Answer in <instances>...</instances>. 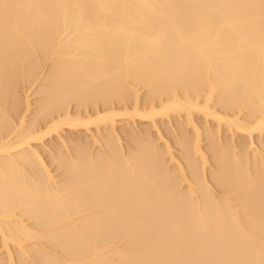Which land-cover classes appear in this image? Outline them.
Listing matches in <instances>:
<instances>
[{"label":"bare ground","instance_id":"6f19581e","mask_svg":"<svg viewBox=\"0 0 264 264\" xmlns=\"http://www.w3.org/2000/svg\"><path fill=\"white\" fill-rule=\"evenodd\" d=\"M0 264H264V0H0Z\"/></svg>","mask_w":264,"mask_h":264},{"label":"rangeland","instance_id":"374dc122","mask_svg":"<svg viewBox=\"0 0 264 264\" xmlns=\"http://www.w3.org/2000/svg\"><path fill=\"white\" fill-rule=\"evenodd\" d=\"M21 86L22 85H20L19 87H18V89H19V91H22V89H23V86H22V88H21ZM144 88H141L140 89V94L142 95L143 93H144ZM23 92V91H22ZM37 94H33V93H31L30 95H29V98L32 100L35 96H36ZM141 103H143L142 101L140 102V104ZM129 105V104H128ZM143 104H141V106H142ZM131 105H129V107H130ZM195 113V112H194ZM198 112H196L195 114H194V119L196 120V122L199 124V126H200V128H202L201 130H203V132H204V126L205 127H208V128H214V126H215V128L212 130V131H214V132H216L217 133V128H219V127H217L216 128V125H214V124H216L212 119H210V118H208V119H204L205 117H203L200 113L199 114H197ZM200 115V116H199ZM202 116V117H201ZM27 118L29 117V115H27L26 116ZM136 117V118H135ZM171 119H167V118H165L164 117V119H158V120H156V124H157V126H158V128H159V130H160V133H161V136H162V139L163 140H167V141H169L170 143H171V149H172V151H173V153H174V155L177 157V159H179L180 160V158L178 157L179 156V148H178V146L174 143V141H173V136H172V134H168L167 133V129L166 128H170V130H171V128H173L172 130H174V128H175V130H174V132H178V128H177V130H176V124H175V126H174V118H173V116L171 115V117H170ZM130 122H131V125L135 128V129H140V128H142V126L143 125H145V123H146V120L145 119H143V118H139V116H137V115H134V119L132 120V119H128ZM144 120V121H143ZM181 120H183L182 118H181ZM210 121V122H209ZM125 122H126V120H124V119H118L115 123H116V125L119 127V126H122L123 124H125ZM145 122V123H144ZM184 122V123H183ZM213 123V124H212ZM183 124H185V125H183ZM208 124V125H207ZM214 125L213 127L211 126V125ZM182 125L185 127V129H187L188 131H189V133H191V126H190V124L189 123H187L185 120H183L182 121ZM150 127V131H151V133L153 132L154 134H155V127L153 126V125H149ZM221 129V131L219 130V133H217V136H219L220 138H225V136H226V138L229 136L230 137V135H228L229 134V132H228V130L224 127V126H222V127H220ZM225 128V129H224ZM93 130H94V128H93ZM226 130V131H225ZM65 134H67L68 132L70 133V130L69 129H66L65 131ZM68 133V134H69ZM74 134L75 133H81V132H73ZM152 133V134H153ZM239 135V134H238ZM204 137V133L203 134H201V137ZM228 137V138H229ZM227 138V139H228ZM231 138V137H230ZM235 138H237V137H235ZM254 138H257V136L255 135V137ZM48 139L49 138H47L46 140L48 141ZM229 140V139H228ZM256 140V139H255ZM160 141H162L161 139L158 141L160 144H162V142H160ZM121 142H125V140L124 139H122L121 140ZM205 142V140L204 139H202L201 140V143H204ZM229 142H230V140H229ZM91 145V144H90ZM92 149H96L97 147H96V145L94 144V145H92V147H91ZM43 156H44V158L45 159H48V155L46 154V152L45 153H43ZM207 165L209 164V163H206ZM187 170V169H186Z\"/></svg>","mask_w":264,"mask_h":264}]
</instances>
